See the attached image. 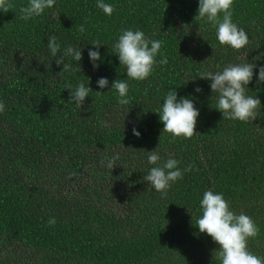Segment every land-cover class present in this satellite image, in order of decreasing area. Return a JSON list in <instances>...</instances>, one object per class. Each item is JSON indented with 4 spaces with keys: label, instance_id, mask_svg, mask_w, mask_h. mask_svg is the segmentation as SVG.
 Returning <instances> with one entry per match:
<instances>
[{
    "label": "trees",
    "instance_id": "trees-1",
    "mask_svg": "<svg viewBox=\"0 0 264 264\" xmlns=\"http://www.w3.org/2000/svg\"><path fill=\"white\" fill-rule=\"evenodd\" d=\"M10 2L13 11H0V264H220L219 245L195 226L207 190L222 193L235 214L252 218L259 232L248 239V251L264 260V84H256L258 67L246 95L261 105L246 122L223 119L211 81L198 77L229 63L264 65V0H233L232 20L250 40L240 50L219 44L210 23L194 20L199 0H104L114 6L111 16L97 0H55L28 21L19 18V8L29 0ZM123 29L162 41L168 63L154 65L143 81L129 79L113 53ZM51 35L61 49L82 48L80 69L68 57L72 68L56 75L63 66L48 50ZM93 40L104 44L96 70L88 57ZM100 77L109 80L108 88H98ZM116 79L129 85L128 105L110 90ZM81 81L93 91L77 108L67 86ZM170 89L199 110L190 139L161 135L156 111ZM157 146L162 160L174 158L181 169L193 165L167 198L143 180L153 167L146 151ZM115 154L112 169L106 164Z\"/></svg>",
    "mask_w": 264,
    "mask_h": 264
},
{
    "label": "clouds",
    "instance_id": "clouds-1",
    "mask_svg": "<svg viewBox=\"0 0 264 264\" xmlns=\"http://www.w3.org/2000/svg\"><path fill=\"white\" fill-rule=\"evenodd\" d=\"M55 4V0H29L26 6L19 8V18L24 21L41 16L46 9H50ZM233 0H199L197 14L194 16L196 21L210 23L216 29V38L221 45H227L235 50H240L249 44V36L246 31L238 27L233 22L231 11ZM97 8L104 14L111 16L114 6L105 3L104 0H97ZM15 5L10 0H0V11L7 13L13 11ZM222 14V17L221 15ZM79 32L85 31L81 25ZM118 40L113 44V53L118 56L120 66L126 69L129 79L143 81L147 79L154 69V65H166L167 57L160 52L162 41L150 40L141 30L123 29ZM93 48L88 49V57L94 70L100 67L98 61L102 60L100 47L104 45L100 40H93ZM48 50L55 59L56 65H62V71L57 73L58 77H63V73L69 71L72 66L65 63L66 58L70 57L79 62L82 60V48L74 47L69 44L61 49V45L55 35L48 37ZM59 54V55H58ZM157 54L161 59L157 61ZM264 56V53L261 54ZM256 59H260L257 57ZM258 67L256 84H264V65L258 66L255 63H229L224 66L222 71H204L199 74V78L210 80V89L216 94V107L222 113L223 119L249 121L256 117V110L261 105L259 98L246 95V87L253 80L254 69ZM80 69V67H79ZM194 80V79H193ZM90 80L88 79V84ZM99 89L109 87V80L100 77L97 81ZM69 102L82 108L86 97L93 91L84 82H79L75 88L69 84ZM110 90L118 93V103L128 105L129 91L128 83L123 79H116L111 83ZM200 87L195 88L196 93H200ZM102 91H96L97 95ZM177 92L174 89L167 91L162 106L156 111L159 120L163 124L161 135L169 133L172 139L177 137L192 138L197 125L199 110L194 106L192 99L180 97L177 99ZM5 110V104L0 101V112ZM103 127H108L107 121L101 122ZM132 134L139 138L141 133L134 126ZM146 151V150H145ZM147 152V162L153 165L143 180L148 186L159 192L163 198H167L168 190L171 185L182 179L185 172H191L193 165L181 169L178 165L180 161L174 158L162 160L158 146L152 151ZM119 154L107 159L106 166L114 168ZM116 167V166H115ZM201 216L196 220V227L199 233L207 234L219 245L215 251L220 264H264V260L248 251L247 242L249 238L257 236L259 229L255 222L246 214H235L230 210L229 202L226 201L222 193H214L207 190L200 201ZM56 220L50 217L49 226H54Z\"/></svg>",
    "mask_w": 264,
    "mask_h": 264
}]
</instances>
